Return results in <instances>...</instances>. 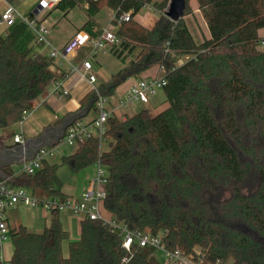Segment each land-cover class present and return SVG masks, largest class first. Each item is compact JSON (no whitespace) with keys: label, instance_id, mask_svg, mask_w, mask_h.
I'll return each mask as SVG.
<instances>
[{"label":"trees","instance_id":"trees-1","mask_svg":"<svg viewBox=\"0 0 264 264\" xmlns=\"http://www.w3.org/2000/svg\"><path fill=\"white\" fill-rule=\"evenodd\" d=\"M8 2L16 6L20 0ZM169 2L61 0L54 8L66 17L83 6L88 20L80 31L93 37L101 33L96 17L104 8L118 16L131 13L111 49L124 68L81 100L79 110H88L83 119L96 117L99 95L111 99L129 79L155 67H164L169 104L157 115L142 109L125 119L110 118L107 151L100 153L99 141L91 138L62 164L79 173L100 160L110 179L105 211L134 232L168 231L165 244L171 251L180 249L194 260L201 258L200 251L203 264H264V49L259 37L264 0H196L210 32L201 43L184 19L189 0L178 22L165 16ZM146 6L162 11L151 29L135 19ZM41 48L25 22L0 33L2 129L19 124L57 78L54 60ZM186 56L191 60L177 66ZM69 115L47 130L62 126ZM59 167L45 162L42 170L19 176L13 185L64 199ZM3 173L0 178L12 175V168ZM10 238L11 264H164L151 247L134 245L127 251L120 234L99 220L80 221V238L71 242L58 213H52L43 232L20 226L10 230Z\"/></svg>","mask_w":264,"mask_h":264},{"label":"built area","instance_id":"built-area-1","mask_svg":"<svg viewBox=\"0 0 264 264\" xmlns=\"http://www.w3.org/2000/svg\"><path fill=\"white\" fill-rule=\"evenodd\" d=\"M8 1V0H7ZM61 0H38L35 11L31 16H22L17 8L9 3V9L2 14L0 26L4 23H14L17 19L25 22L36 36V43L42 47H48L47 55L52 58L55 65H62L69 62L77 52L83 48L90 47V57L97 56L103 51H111L114 44L118 43V31L122 24L128 22L131 13H123L120 16L115 14L113 21L101 33L93 37L86 31L77 32L62 48H56L48 40L50 28L43 23L40 15L54 9ZM147 7V6H146ZM96 31V30H95ZM264 49V41L261 43ZM191 56L180 58L177 66L185 65ZM93 63L89 59L82 62L81 66H72V74H79L80 77L87 81L91 90L97 91V77L93 73ZM160 69L164 70V67ZM167 80L164 76L150 77L138 81L116 105H112L110 98H104L99 95L97 101V115L91 120H80L71 124L65 131L64 137L60 142L53 145H46L36 150L32 155L20 164L19 169L4 178H0V264H11L2 251L4 245L11 241L10 229L7 222V211L16 208L19 205L28 208L42 207L51 213L69 211L74 218L79 221L92 220L102 221L107 224L113 231L118 232L123 239V247L131 251L134 245L140 248L151 247L157 255L161 257L164 264H203L204 255L199 260H194L180 249L171 251L166 247L165 239L168 231H161L157 235L151 233H141L131 231L127 226L117 222L104 209V201L109 195L110 179L109 171L106 166L98 160L94 164L95 175L89 179L87 187L79 197L68 196L64 199L52 196L39 197L30 190L14 186L13 182L21 175H35L44 168L45 162H50L56 156L62 153V146L78 149L80 145L91 138H95L100 144V153L104 152L105 146H109L108 120L112 117L125 119L128 112L132 110L141 111L150 100L155 97L157 90L164 89ZM54 96H68L69 91L65 88L64 83L56 82L52 91ZM31 110L24 112L23 120L18 124L23 126L31 115ZM25 133L14 137L15 144L25 142ZM215 264H223L217 261Z\"/></svg>","mask_w":264,"mask_h":264},{"label":"crops","instance_id":"crops-1","mask_svg":"<svg viewBox=\"0 0 264 264\" xmlns=\"http://www.w3.org/2000/svg\"><path fill=\"white\" fill-rule=\"evenodd\" d=\"M38 0H24L22 2H19L18 5L15 7L17 8L18 12L22 16H31L32 13L35 11V8L37 6ZM197 3V2H196ZM9 9V2L7 0H0V14L2 15ZM150 9L152 10L153 8L151 6H147L143 8V10ZM55 9L45 11L40 15V19L43 20V23L50 28V32L48 35V40L51 43L52 46L56 48H62L77 32H80L81 28L83 25L87 22L88 17L85 14V20L82 23H75L72 21V16L71 12L64 17L63 19L66 21L65 23L68 25V29L65 35L61 36L60 32V27L64 24L62 23V20H52L51 14ZM197 10H198V5H197ZM105 11L107 12H112V15L110 16L109 23L103 24L100 22L99 16L101 12L97 15L96 21L99 25V28L104 29L106 28L111 21L114 19L116 12L113 11L112 9L106 7ZM199 13L200 10H198ZM63 13V12H62ZM155 15L158 17V15L155 13ZM202 15V13H201ZM150 16V17H149ZM137 21H139L143 26L151 29L155 24L158 18L154 19L153 15H147L146 17H142L141 20L138 19V16L135 17ZM202 19L204 20L203 16ZM20 20H16L14 23H4L0 26V33L3 35L8 34L13 27L19 22ZM151 21L150 25H147V22ZM205 21V20H204ZM206 24V22H205ZM152 26V27H150ZM207 26V24H206ZM208 28V27H207ZM191 30V29H190ZM209 31V30H208ZM193 34V33H192ZM259 37L261 38L262 41H264V28L259 30ZM207 38H210V32L207 35ZM201 43V42H200ZM43 49L41 50L43 53H48L49 48L48 47H42ZM84 51L81 49L77 52L76 56H74L69 62H64L62 65H55L54 67V72L57 76L56 80L50 85L48 88L47 92L41 96L37 102L33 105L31 108V115L26 121V123L23 126H20L21 133L24 131L25 133V141L34 139L36 140L37 143L41 141L42 134L50 127L52 123L57 121L58 119H61L69 114H72L74 112H77L80 108V103L81 100L91 91V87L88 84L87 81L83 80L79 74H72L71 67L72 66H81L82 62L86 59H89L92 61L94 69L93 73L97 77V85L100 84L101 82H106L108 81L112 75L116 74L119 72L121 69L124 68L123 62L115 57L111 51H103L99 53L97 56H91L90 57V52L87 54L83 53ZM86 55V56H83ZM159 68L155 67L149 72L133 77L129 79L125 84L120 86L117 90L116 96L111 98V103L112 105H115L118 103V101L133 87L135 86L138 81L150 77H156L158 75ZM56 82H62L64 83L65 88L69 91L68 96H54L52 95V91L55 87ZM167 103V102H166ZM169 107V104L164 110H166ZM150 106H146L143 109H148L152 110ZM163 107H159L158 109L155 110V112H160ZM134 111V110H132ZM139 111H136L134 113L128 112L127 115H134L138 113ZM152 113V111H151ZM153 115H157L155 113H152ZM93 117V114H90L88 117H86L84 120H91ZM50 140V139H49ZM48 140V141H49ZM20 144H15L14 146H7L5 141L1 142L0 145V153H4L5 151L8 150H13V152H16ZM12 152V153H13ZM35 151L33 149L29 150V154L32 155ZM28 154V155H29ZM53 162V161H50ZM20 165V164H19ZM12 171L15 172L18 169H14L13 166L11 167ZM5 175L3 173V170L0 171V175ZM7 177V176H6ZM89 183L88 182L84 185L82 190L80 192H77L76 189L72 188H65L63 187L62 193L65 197L68 196H75L79 197L84 189L87 187ZM19 207H22V205L17 206L16 208L10 209L7 211V222L9 229H15L20 226H25L26 225L22 224L21 221H16L14 218V213L13 211L17 210ZM24 207V206H23ZM67 212V211H66ZM69 212V211H68ZM67 212V213H68ZM61 213H58V218L61 221V224L63 228L70 234V240L77 241L76 239H73L72 236L79 235L80 236V221L78 223L72 219L71 217L66 218L64 215H60ZM52 218V216L50 217ZM51 220V219H50ZM47 228V227H46ZM73 234V235H72ZM80 238V237H79ZM79 240V239H78ZM14 253V246L12 241L6 243L4 245V249L2 251V254L7 260H11L12 256Z\"/></svg>","mask_w":264,"mask_h":264},{"label":"rangeland","instance_id":"rangeland-1","mask_svg":"<svg viewBox=\"0 0 264 264\" xmlns=\"http://www.w3.org/2000/svg\"><path fill=\"white\" fill-rule=\"evenodd\" d=\"M22 1L24 0H20V2ZM169 5H170V2H169ZM168 7L167 9L165 8L166 11L168 10ZM105 9L106 8L102 10L99 16L100 22L103 24L109 23L110 16L112 15L111 11L107 12L105 11ZM187 12L188 14L185 16L184 19L186 20L189 28L191 29V32L193 33L194 38L196 39L198 43H200L204 39L207 38L209 31L205 24V21L202 19L201 13H199V11L197 10L196 0H189V10ZM155 13L158 15V17L155 15ZM149 14L153 15L155 19V18H159V16L162 14V11H157L154 8L152 10L147 9V10H142L137 16H138V19L141 20L142 17H146ZM71 16H72V21H74L75 23H82L85 20L84 7L77 6L76 8H74L71 12ZM50 19L62 20L63 19L62 11L54 10L51 14ZM65 22H66L65 20L62 21V23L64 24L60 27V32L62 33L61 36L65 35L68 29V25ZM150 23L151 21L147 22V25H150ZM42 49L43 48H41V50ZM82 50L84 51L83 52L84 54L86 53L88 54L91 51V48L87 47V48H83ZM84 54L83 56H86ZM164 75H165V70L159 69L157 76L161 77ZM150 105L152 107L151 108L152 113H155V114L162 112L163 109L167 107L168 103H166V95H165L164 89L157 90L155 97H153L150 100V103L145 105L144 107L150 106ZM159 107H163V108L159 110L160 112H155V110L158 109ZM134 112L135 110L130 111V113H134ZM20 134H21V129L18 124L13 125L9 128H4V129L0 128V145H1V142L5 141L7 146H14L15 145L14 137ZM103 149L107 151L109 149V146H105ZM76 150H77L76 148L62 146V153L56 156L51 161L60 165L59 170H58V176L61 179L64 187L76 189L77 192H80L82 188L84 187V185L88 182V180L95 175L96 170L94 167H90L88 169L80 171L79 173H74L72 172V170L70 169L68 165L62 164L63 157L74 154ZM19 166H20L19 164H15L13 168L18 169ZM38 196L44 197L42 195H38ZM67 212L61 211L59 213H61L60 215H64L68 219L69 217H71L78 223L79 220L74 218L70 212L68 213ZM13 213H14V218L16 219V221H21L20 222L21 225L22 224L26 225L27 228L33 232H38V233L43 232L46 227H50L51 225L50 217L52 216V213L44 210L42 207L28 208V207L22 206V207H19L17 210L13 211ZM79 237H80L79 235L72 236V238L76 240H78ZM72 241H75V240H72ZM64 254L65 255L68 254V242L64 244ZM158 258L162 260L160 256H158Z\"/></svg>","mask_w":264,"mask_h":264},{"label":"water","instance_id":"water-1","mask_svg":"<svg viewBox=\"0 0 264 264\" xmlns=\"http://www.w3.org/2000/svg\"><path fill=\"white\" fill-rule=\"evenodd\" d=\"M187 0H170V5L165 13V16L173 22H178L184 18ZM88 110H78L70 114L64 121L63 125L57 129H51L42 134L41 141L39 143L34 139L27 140L19 145L16 152L13 153H0V171L4 168L12 167L15 164H21L29 154V150L34 151L46 146L48 140L51 138L60 139L67 128L74 122L83 119L86 116Z\"/></svg>","mask_w":264,"mask_h":264}]
</instances>
